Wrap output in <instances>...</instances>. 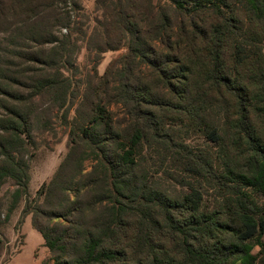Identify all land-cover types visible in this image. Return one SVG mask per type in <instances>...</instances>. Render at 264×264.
<instances>
[{
	"label": "trees",
	"instance_id": "16d2710c",
	"mask_svg": "<svg viewBox=\"0 0 264 264\" xmlns=\"http://www.w3.org/2000/svg\"><path fill=\"white\" fill-rule=\"evenodd\" d=\"M169 1L174 17L152 3L131 15L113 11L126 26V65L138 62L140 68L110 89L108 106L95 104L83 127L76 126L90 153L77 159L70 153L44 186L48 193L62 190L63 174L74 171L64 190L78 188L50 216L54 225L49 229L38 224L40 202L28 203L23 211V216L34 215V226L51 252L44 264H259L254 250L264 254V55L255 44L264 43V0L240 1L246 6L247 24L233 12H223L227 0ZM210 11L208 24L203 14ZM61 15L56 26L68 29L71 41V16ZM51 31L46 24L44 33ZM60 50L42 52L44 67L34 73V88L35 95L56 91L55 101L64 106L70 83L51 74L60 71ZM141 64L149 66L144 90L133 84ZM169 71L182 75L171 77ZM177 86L185 90L180 93ZM159 99L167 101L166 108ZM183 104L194 123L204 114L206 136L213 143L223 141L224 133L213 123L209 126L208 112L218 108V116L232 115L227 124L230 146L218 161L172 144L164 112L180 110ZM24 124L26 116L11 118L13 135ZM17 137L5 142L6 161L0 166V180L10 178L19 187L15 206L27 194L29 182L27 166L17 157L25 142ZM153 144L180 148L197 166H190L187 179L175 182L182 187L181 197L155 189L146 176L136 174L146 159V146ZM88 159L94 165L86 173ZM209 193L218 205L213 212L205 200Z\"/></svg>",
	"mask_w": 264,
	"mask_h": 264
},
{
	"label": "rangeland",
	"instance_id": "374dc122",
	"mask_svg": "<svg viewBox=\"0 0 264 264\" xmlns=\"http://www.w3.org/2000/svg\"><path fill=\"white\" fill-rule=\"evenodd\" d=\"M240 1L227 0L228 6H223V12L226 15L233 12L240 23L247 24L246 6ZM151 3L168 10L174 17L169 0H0V166L6 161L3 154L5 142L11 138L17 140L20 136L25 147L17 157L26 164L29 174L27 194L16 206L19 187L10 178L0 180V264H44L51 259L42 234L34 226V215L23 216V211L28 203L34 206L40 202L42 212L37 216L38 224L50 229L54 225L51 219L49 221L52 213L65 202L69 193L78 188L70 190L72 192L64 190L68 186L67 178L74 173L70 168L60 179L64 186L62 190L48 193L44 186L49 185L70 153L75 159L87 158L90 153L88 144L76 126L83 127L95 104L101 102L108 106L112 94L110 89L115 88L120 80L131 78L140 68L138 62L126 65L130 53L129 40L124 32L126 26L121 23L117 12H113L114 9L125 10L131 15L134 9L145 11ZM211 13L203 14L208 24ZM61 14L71 16V41L66 37L68 29L61 30L56 26ZM46 24L47 29L52 30L47 34L44 33ZM255 44L264 55V43L256 41ZM55 49H61L58 57L60 71H52L51 74L62 80L68 79L70 83L69 97L64 106L55 101L56 91L35 95L34 73H40L44 67L42 52L48 54ZM141 68L133 84L144 90L148 83L143 75L149 66L141 64ZM168 73L171 77L182 75L174 71ZM176 90L181 93L185 89L177 86ZM159 100L166 108L167 101ZM175 101L180 102L177 97ZM185 107L183 104L180 110L170 108L164 112L163 124L172 144L186 145L194 154L207 153L211 161H218L220 154L230 146L227 124L232 121V115L218 116V108L213 113L208 112L209 126L213 123L224 133L223 141L213 143L206 136L204 114L194 123L185 113ZM113 110L123 114L120 107L114 106ZM21 115L26 116L27 124L13 135L14 131L9 128L10 119H19ZM171 146L173 149L166 145H147L146 159L135 172L138 176H146L155 189L181 197L182 187L175 186V182L187 179L190 166L194 169L197 166L185 159L187 157L180 148ZM93 165V160H86V173L92 171ZM194 184L200 186L199 179ZM39 191H43L45 196L38 195ZM212 195L214 193L205 195L209 212L218 207ZM256 198L263 203L259 196ZM260 251L256 248L254 254L258 263L264 264V254Z\"/></svg>",
	"mask_w": 264,
	"mask_h": 264
}]
</instances>
